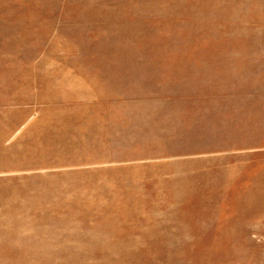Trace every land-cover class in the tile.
<instances>
[{
	"label": "rangeland",
	"instance_id": "374dc122",
	"mask_svg": "<svg viewBox=\"0 0 264 264\" xmlns=\"http://www.w3.org/2000/svg\"><path fill=\"white\" fill-rule=\"evenodd\" d=\"M0 264H264V0H0Z\"/></svg>",
	"mask_w": 264,
	"mask_h": 264
}]
</instances>
